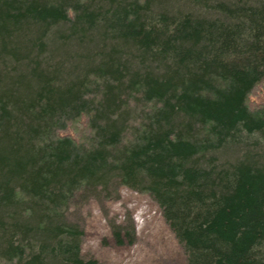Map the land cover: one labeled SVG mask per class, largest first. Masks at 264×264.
<instances>
[{"label":"trees","instance_id":"1","mask_svg":"<svg viewBox=\"0 0 264 264\" xmlns=\"http://www.w3.org/2000/svg\"><path fill=\"white\" fill-rule=\"evenodd\" d=\"M262 84L264 0H0V264H100L67 214L120 186L188 264H264Z\"/></svg>","mask_w":264,"mask_h":264},{"label":"rangeland","instance_id":"2","mask_svg":"<svg viewBox=\"0 0 264 264\" xmlns=\"http://www.w3.org/2000/svg\"><path fill=\"white\" fill-rule=\"evenodd\" d=\"M185 4V3H182ZM250 106H264V84L250 97ZM221 162L234 160L232 147ZM258 152L264 146L257 147ZM69 223L83 232L82 257L100 264H188L184 247L167 224L162 209L148 194L126 186L110 199L91 194L71 206ZM116 232L120 234L119 243Z\"/></svg>","mask_w":264,"mask_h":264}]
</instances>
